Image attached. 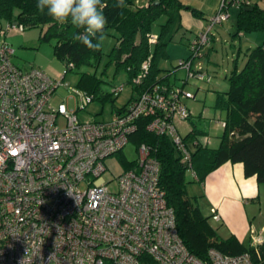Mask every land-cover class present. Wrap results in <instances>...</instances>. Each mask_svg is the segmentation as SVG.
<instances>
[{
	"label": "built area",
	"instance_id": "2783aa9c",
	"mask_svg": "<svg viewBox=\"0 0 264 264\" xmlns=\"http://www.w3.org/2000/svg\"><path fill=\"white\" fill-rule=\"evenodd\" d=\"M251 2L220 0L205 30L188 41L189 57L179 60L186 72L182 84H152L106 120H79L77 110L93 100L81 89H74L80 97L75 110L49 105L71 63L55 77L37 67L21 69L11 60L14 49L0 40V264H143L144 257L157 264H254L249 252L210 248L207 261L189 252L159 186L160 163L149 144L136 145L137 157L112 187L103 177L104 160L121 152L139 121L148 118L146 130L167 135L196 178L192 149L209 141L187 140L178 131L177 123L190 115L184 100L195 97L183 84L210 80L194 65L209 45V31L228 18L229 7ZM8 29L23 26L7 22L2 32ZM156 41L149 33L148 42ZM150 58L142 61L134 83L147 74ZM211 216L219 219L214 208Z\"/></svg>",
	"mask_w": 264,
	"mask_h": 264
},
{
	"label": "trees",
	"instance_id": "16d2710c",
	"mask_svg": "<svg viewBox=\"0 0 264 264\" xmlns=\"http://www.w3.org/2000/svg\"><path fill=\"white\" fill-rule=\"evenodd\" d=\"M259 1L261 0H252L249 5L234 6L237 12L232 36L256 31L264 33V5ZM103 2L106 5L103 12L107 18L105 33L110 28L116 33L117 41L108 54L109 63L114 66L115 72L126 71L128 81L133 82V78L140 73L142 61L151 56L147 74L139 83L133 82L135 93L129 102L152 84L161 85L164 84L163 80L168 79V72L160 75L163 68L159 67L158 60L161 56H167L166 45L172 40V36L168 37V34L174 24H177V29L188 33L182 28L179 11L188 10L194 17L205 19L202 29L188 36V51V41L205 30L208 19L203 17L200 10L182 0H147L146 5H135V0H125L122 9L113 6L115 0ZM160 15H166V22L161 25L157 41L151 47L148 34ZM0 20L20 24L23 30L26 27H40L39 41L53 40L54 54L63 62L64 68L69 63L72 64L69 70L96 64L102 56V48L93 51L74 42L70 38L73 27L70 24H59L47 14H42L37 8V0H0ZM211 34L210 30L207 48L211 43ZM206 54L203 51L202 58ZM244 55L242 67L238 68L235 63L229 71L226 77L227 89L216 91L214 106L223 112L221 120L225 123L217 146L211 147L208 143L198 141L192 149L191 167L196 175L192 180L201 184L208 173L227 161L241 162L246 177L255 176L258 183H264V43L247 48ZM188 57L189 55L186 58ZM177 67H180L179 62ZM77 86L92 95L93 99L111 98L110 93L99 90L98 79L85 71L80 73ZM147 119L139 121L130 141L135 145L149 144L153 156L158 159L159 186L165 192L167 204L174 211L178 234L189 252L202 261H207L210 248L230 255L249 252L254 264H264V242L243 244L233 234L223 238L218 233L217 228L210 223L209 216H212L202 213L198 196H189L187 192L188 166L181 161L167 135H156L146 130ZM193 137L200 138L198 130L191 129L184 135L187 140ZM125 163V169L129 168L131 162ZM144 260L143 264H157L150 257H144Z\"/></svg>",
	"mask_w": 264,
	"mask_h": 264
},
{
	"label": "rangeland",
	"instance_id": "374dc122",
	"mask_svg": "<svg viewBox=\"0 0 264 264\" xmlns=\"http://www.w3.org/2000/svg\"><path fill=\"white\" fill-rule=\"evenodd\" d=\"M145 0H135V5H143ZM230 17L228 24L235 23L236 9L233 7L229 11ZM166 22V15H160L155 24L152 26L151 34L157 36L160 33L161 25ZM177 23V22H176ZM5 27V22L0 20V40H4L14 49L11 56L12 62L21 69L37 67L55 77L62 73L64 69L63 62L56 57L53 51L54 41H39L40 27H30L24 30L8 29L2 32ZM234 30H231V33ZM211 33H214L213 51L210 60L206 62L204 57H200L194 61V65L198 64L202 69L210 75V80L207 81H189L183 86L195 93L194 98L184 100V104L190 111L189 118L177 123L179 133L184 136L189 130H198L201 139H208V144L211 147H216L219 142V136L222 132V123L224 114L219 109L215 108L216 91L226 90L228 87L227 75L234 67L235 63L238 68L244 63V50L246 43L230 37L231 34L226 33L224 28L219 24L213 26ZM172 36V40L166 45V57H159L158 65L163 68L160 75H163L167 70L172 71L176 64L182 59V56H188L189 51L186 47V41L189 33L177 29V24H174L169 31L168 37ZM116 33L113 28H110L105 33V39L102 45V56L96 64L82 66L77 70H69L64 79L63 84L59 85L52 93L49 100V105L56 108L59 104H63L67 110L76 109L80 105V97L76 95L74 89H78V81L80 73L83 71L94 75L98 79V88L103 93H110L111 98L97 97L91 100L84 109L77 110V116L80 121L87 120H106L111 116L113 109L128 104L130 97L135 93L133 90V82L128 81L126 71L115 72V68L109 63L108 54L116 43ZM252 46L256 45L250 42ZM154 44H151L153 47ZM238 46H241L242 51H237ZM238 54V55H237ZM169 75L168 80H163L164 84L176 83L182 84V79L185 78V70H178ZM123 84V88L118 94L112 92L113 88ZM60 126L65 124L62 116L58 118ZM137 157L136 145L129 141L121 152L107 157L104 160L106 170L103 177L109 181V186L114 185V178L121 173L126 167V161H131ZM187 192L189 196H198V204L204 215H209V207L207 201L203 198L202 185L197 181L192 180V175L186 174ZM261 184L260 198H253L254 206L260 208L262 214L257 215L251 220L254 221L253 235H257L259 223L264 225V183ZM257 211V210H256ZM210 223L217 228V231H222V225L216 224L209 216ZM251 231H249V234ZM256 243V242H255Z\"/></svg>",
	"mask_w": 264,
	"mask_h": 264
},
{
	"label": "crops",
	"instance_id": "0c3cea01",
	"mask_svg": "<svg viewBox=\"0 0 264 264\" xmlns=\"http://www.w3.org/2000/svg\"><path fill=\"white\" fill-rule=\"evenodd\" d=\"M182 1L185 4L200 10L205 18L214 14L218 10L220 4V0ZM259 3L264 5V0L259 1ZM144 4H147V0L144 1L143 5ZM233 7L234 6H231L230 9ZM234 8L237 12V8ZM230 9H228V11H230ZM179 19L182 28L187 30L190 36L200 31L205 21V19L194 17L190 11L184 9L179 11ZM226 23H228V19L219 25L224 28L226 33L231 34L230 37L239 39V41L244 40V43H246L245 50L253 47L250 45V42H254L256 45L264 43V33L256 31L248 34L240 33L237 36H232L231 30L235 29V24L232 23L229 26ZM214 39V33H212L210 46L208 48L206 47L204 50V52L207 53L204 58L206 62L210 60L211 53L214 49L212 45ZM237 51H242L241 46H238ZM181 58H186V56H182ZM176 66L172 71L167 70L164 75L167 72L170 75L174 71L177 72L178 70H184L181 67L176 68ZM161 85L168 87L179 84H169L168 82L167 85ZM202 187L203 198L207 201L208 206H210L209 215H211V208H214L219 214L218 220L211 219L216 222V224L224 226L223 230L218 232L223 238L233 234L243 244H256L264 242V225L259 223L258 228L255 229L258 230L257 235L255 236L252 233L254 231L253 228L255 224L254 221L251 220L257 215L262 214L260 208L257 207L256 209L254 202H251L253 201V198H256L257 200L260 198L261 184L257 182L255 176L246 177L244 175L243 165L241 162H224L219 167L208 173ZM249 231H251L250 234Z\"/></svg>",
	"mask_w": 264,
	"mask_h": 264
},
{
	"label": "clouds",
	"instance_id": "9594fccd",
	"mask_svg": "<svg viewBox=\"0 0 264 264\" xmlns=\"http://www.w3.org/2000/svg\"><path fill=\"white\" fill-rule=\"evenodd\" d=\"M116 8H124L125 0H115ZM103 0H37V8L59 24H70V38L86 48L99 51L105 39L107 18Z\"/></svg>",
	"mask_w": 264,
	"mask_h": 264
}]
</instances>
